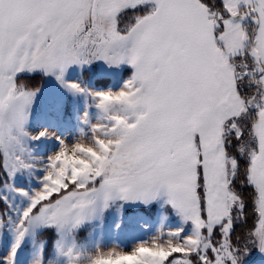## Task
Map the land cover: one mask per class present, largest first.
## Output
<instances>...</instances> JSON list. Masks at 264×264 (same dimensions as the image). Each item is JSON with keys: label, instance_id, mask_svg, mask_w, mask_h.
<instances>
[{"label": "snow or ice", "instance_id": "1", "mask_svg": "<svg viewBox=\"0 0 264 264\" xmlns=\"http://www.w3.org/2000/svg\"><path fill=\"white\" fill-rule=\"evenodd\" d=\"M0 264H264V0H0Z\"/></svg>", "mask_w": 264, "mask_h": 264}, {"label": "rangeland", "instance_id": "2", "mask_svg": "<svg viewBox=\"0 0 264 264\" xmlns=\"http://www.w3.org/2000/svg\"><path fill=\"white\" fill-rule=\"evenodd\" d=\"M53 86H54V85H52V84H46V85H45V88H44V90H43L42 96H43L44 93H46V92L48 91V89H49L50 87H53ZM39 103H40V102H38L37 107H39Z\"/></svg>", "mask_w": 264, "mask_h": 264}]
</instances>
